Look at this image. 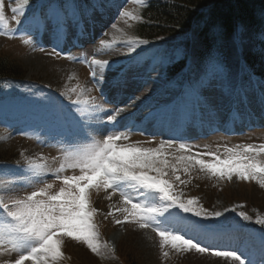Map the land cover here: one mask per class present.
Wrapping results in <instances>:
<instances>
[{
    "label": "rangeland",
    "instance_id": "374dc122",
    "mask_svg": "<svg viewBox=\"0 0 264 264\" xmlns=\"http://www.w3.org/2000/svg\"><path fill=\"white\" fill-rule=\"evenodd\" d=\"M10 3L14 6L15 0ZM135 6L130 0H113L111 6L96 7L89 15L82 13L77 19L69 13L70 8L61 11L42 6V21H31L34 26L27 27V15L20 17L23 21L21 24L12 21L13 13L9 1L5 0V14L15 32L9 36L0 35V54L20 63L27 70V80L48 85L57 91L60 109L65 111L72 128L71 132L69 129L65 130L57 123L59 117L46 111L32 109L28 114L15 113L16 104L8 106L6 110L0 109V154L5 156L4 163H0V195L22 197L34 190V187L43 186V182L53 183L52 191H58L61 184L53 173L64 162L66 154L77 150L87 132L95 135L96 129H100L97 138L109 133L112 123L107 121V116L114 114L121 103L126 105V111L120 119L122 127L119 128L118 125L115 129L123 128L124 132L129 133L130 139L120 143L153 141L143 143V146L156 147L162 140L171 139L177 144L192 146L193 153L209 149H219L222 153L225 145L234 147L264 144V80L258 85L252 83L249 87H244L243 93L230 88L224 73L215 70L196 88L195 93H188L183 104L178 102L170 107L171 102L175 101L178 88L172 89L173 86H170L165 93L161 89L165 82L160 71L150 72L148 61L134 60L136 51L129 52L126 43L112 48L100 45L101 40L124 39L121 33L112 28L113 24L132 35L135 21L128 20L126 24L125 18L118 13L125 8L137 11ZM59 15L66 18L62 24H57ZM36 30L41 32L40 41L34 34ZM93 57L109 60L111 67L99 69L97 66H90L88 62ZM117 70H120L119 73ZM93 71L97 73L95 78ZM101 72L104 74L103 78L100 77ZM117 80L119 84L116 83ZM102 87L106 88V92L118 104L105 103L103 98L108 94L104 91L103 98L99 95ZM82 90L84 95L95 98V103L101 106V110L92 111L82 104L73 103ZM164 104L167 106L160 107ZM205 145L208 146L207 149ZM26 158L40 160L51 170L40 177V184H29V180L36 178L28 169ZM63 174L78 175L79 170L68 169ZM176 174L185 181L181 184L170 175L177 193H182L184 199L196 198L208 212H223L222 217L216 218L218 220L232 209H239L246 200L256 206L255 217L264 216V189L255 181L252 185L242 183L235 177L231 181L217 180L200 172L198 168L187 174L181 169ZM220 185L225 186L223 189L227 188L225 192ZM108 195L103 190L93 192L92 205L98 209L95 216L97 228L103 229L107 244L116 255L123 256L127 248L145 264H237L231 258L217 257L211 252H177L169 246L162 249L160 237L151 228L142 229L137 223H115V219L123 220V216L116 211L112 216L107 213L109 205L113 209L119 207L121 198L117 193L109 200L106 198ZM225 209L229 211L225 212ZM180 215L185 216L182 212ZM161 219L157 217L158 221ZM221 229L223 235L214 231H187L186 235L194 236L210 249L234 250L251 261V264H264V245L259 246L258 238H253L255 234L264 237V231L251 226L240 227L235 231ZM115 235L116 240L113 239ZM163 251H168L169 255L163 256ZM63 252L65 261L106 264L100 255L71 239H65ZM15 258V253L0 255V261Z\"/></svg>",
    "mask_w": 264,
    "mask_h": 264
},
{
    "label": "snow or ice",
    "instance_id": "6c2138e0",
    "mask_svg": "<svg viewBox=\"0 0 264 264\" xmlns=\"http://www.w3.org/2000/svg\"><path fill=\"white\" fill-rule=\"evenodd\" d=\"M130 2L138 8L145 5V0ZM28 7L30 0H15L11 8L12 21L21 24L23 21L20 17L24 16ZM118 14L125 18L126 24L128 20L142 19L138 10L125 8ZM0 28L3 29L0 35L9 36L13 32L5 14V0H0ZM112 28L121 33L124 39L101 40L100 45L104 48L126 43L128 51L133 52L139 45L148 43L138 36L128 35L116 24ZM240 36L239 26L228 31L223 25H214L207 39L219 47L227 41L235 44ZM92 65L99 69L111 67L109 60L95 57L90 61ZM92 75L95 78L96 71ZM103 75L101 72L100 77L103 78ZM116 83L119 84V80ZM73 103L82 104L92 111L101 110L95 98L84 95L83 90ZM122 111L116 109L114 114L107 116V121L118 122ZM99 134L100 129H96L95 135L87 132L77 150L66 154L64 162L53 173L61 184L58 191H52L53 183L43 182V186L34 187V190L22 197L0 195V255L16 254L14 260H3L0 264H61L65 259L63 245L66 238L85 245L96 255H103V249L108 246L99 240L95 223L98 209L93 207L91 199L93 192L101 190L109 193L106 197L109 200L117 193L121 198L119 207L113 209L109 205L107 213L112 216L116 211L123 216V220L115 219V223H137L142 229L151 228L160 237L162 249L169 246L177 252H211L217 257L231 258L237 264H251V261L234 250H213L202 245L194 236L186 235L187 231L198 233L209 229L207 225L188 221L180 212L191 213L206 220L220 218L224 213L208 212L199 205L196 198H182V193H177L175 183L169 177L172 175L175 181L183 184L185 181L176 173L182 169L187 174L198 168L200 172L217 180L231 181L235 177L241 181H255L264 189V144L225 145L222 153L219 149L193 153L192 146L177 144L171 139L162 140L156 147H144L143 143L153 141L119 143L130 139L127 131L109 132L97 138ZM205 148L208 146L205 145ZM26 163L36 178L29 180L30 185L40 184V177L51 171L40 160L26 158ZM68 169H78L79 174L62 175ZM173 209L180 211L173 212ZM238 215L245 221L252 220L245 212ZM157 217L162 219L158 221ZM255 223L264 226V216H257ZM162 254L165 257L169 255L168 251Z\"/></svg>",
    "mask_w": 264,
    "mask_h": 264
},
{
    "label": "trees",
    "instance_id": "16d2710c",
    "mask_svg": "<svg viewBox=\"0 0 264 264\" xmlns=\"http://www.w3.org/2000/svg\"><path fill=\"white\" fill-rule=\"evenodd\" d=\"M36 1L30 0V4ZM46 1L59 9L75 1L90 6L97 3V0ZM139 14L142 19L134 23V35L148 41L141 44L142 48L156 43L162 46L161 58L171 76L189 64L200 80L212 66L219 65L234 81L241 62H244L256 76L264 77V0H145ZM214 25H223L228 31L239 26L241 36L235 44L227 41L223 46H214L207 39ZM244 66L242 71L246 74ZM26 76L27 70L20 63L0 54V107L16 103L17 113L27 111L28 105H33L43 89L26 80ZM28 86L32 87L31 94ZM4 160L5 156L0 154V163ZM249 209V201H246L245 210ZM238 213L240 211L229 214L227 219L240 220ZM99 240L107 244L100 235ZM100 256L106 264H145L127 248L121 256L107 247ZM63 264L76 263L63 260Z\"/></svg>",
    "mask_w": 264,
    "mask_h": 264
},
{
    "label": "bare ground",
    "instance_id": "6f19581e",
    "mask_svg": "<svg viewBox=\"0 0 264 264\" xmlns=\"http://www.w3.org/2000/svg\"><path fill=\"white\" fill-rule=\"evenodd\" d=\"M112 101H113V103H115V100L114 99H112ZM126 111V110H125ZM120 121V120H119ZM122 121V120H121ZM119 122V128H121L122 126H120V124L122 123V122ZM123 129V128H122ZM115 238V240H116V238H117V236L115 235L114 237H113V239Z\"/></svg>",
    "mask_w": 264,
    "mask_h": 264
}]
</instances>
